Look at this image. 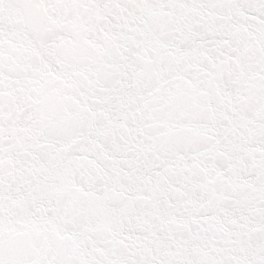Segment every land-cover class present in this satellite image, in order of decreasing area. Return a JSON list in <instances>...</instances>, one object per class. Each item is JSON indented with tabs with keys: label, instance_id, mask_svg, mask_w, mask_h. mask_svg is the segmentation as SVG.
<instances>
[{
	"label": "snow or ice",
	"instance_id": "6c2138e0",
	"mask_svg": "<svg viewBox=\"0 0 264 264\" xmlns=\"http://www.w3.org/2000/svg\"><path fill=\"white\" fill-rule=\"evenodd\" d=\"M0 264H264V0H0Z\"/></svg>",
	"mask_w": 264,
	"mask_h": 264
}]
</instances>
